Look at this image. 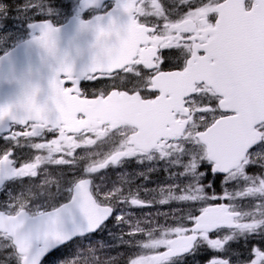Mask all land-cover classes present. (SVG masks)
Instances as JSON below:
<instances>
[{
  "label": "snow or ice",
  "instance_id": "snow-or-ice-1",
  "mask_svg": "<svg viewBox=\"0 0 264 264\" xmlns=\"http://www.w3.org/2000/svg\"><path fill=\"white\" fill-rule=\"evenodd\" d=\"M9 7L0 0V16ZM12 7L51 75L0 101V264H115L110 223L135 250L126 264H186L205 249L207 264H264V0H81L96 13L77 17L93 37L82 72L50 0ZM132 163L166 182L108 180Z\"/></svg>",
  "mask_w": 264,
  "mask_h": 264
},
{
  "label": "water",
  "instance_id": "water-1",
  "mask_svg": "<svg viewBox=\"0 0 264 264\" xmlns=\"http://www.w3.org/2000/svg\"><path fill=\"white\" fill-rule=\"evenodd\" d=\"M60 31V47L70 54L75 63V71L84 63L91 66L93 50L91 44L93 37L90 33H78V20L71 18L66 24L57 27ZM32 39L18 44L14 49L0 57V101H4L20 89L17 80L39 81L47 85L51 69L41 59V50L31 43Z\"/></svg>",
  "mask_w": 264,
  "mask_h": 264
},
{
  "label": "flooded vegetation",
  "instance_id": "flooded-vegetation-1",
  "mask_svg": "<svg viewBox=\"0 0 264 264\" xmlns=\"http://www.w3.org/2000/svg\"><path fill=\"white\" fill-rule=\"evenodd\" d=\"M115 2H107V9L110 10L113 6H114ZM81 12V9L79 10ZM96 13H94L93 11H83L79 15L81 18L83 19H89L91 17H93ZM27 32V35L29 37L30 33L29 30H25ZM88 64L84 63L83 65H81V67L79 68V71L76 72H82L85 71L87 68ZM91 82H82V85L86 88H88V91L91 92L93 89L91 87H89V84ZM98 83V82H97ZM66 86H70L69 84H66ZM148 165H136L135 163H132L130 165H127L125 169H120L118 171H112L109 173V177L108 180L109 181H118L119 180V174L124 173L125 171L129 174L130 178L133 180V183L135 185H140L142 187H150L153 185V181H159V182H166V174L162 171V169H160V167L158 166V170L155 172H151L148 173V179L145 180L144 177L142 176H137L136 174L139 172H146L147 173V167ZM104 171V170H102ZM40 179V178H37ZM159 179V180H158ZM98 183H100V181H97ZM27 183V181H26ZM11 189L13 190V193H18L22 190L21 186L19 184H12L10 185ZM219 191V188L217 189ZM34 191H36L34 189ZM50 192H55L54 188H48L46 189L43 193H45V195H42V199H47L50 196L53 195H48V193ZM143 195V194H142ZM6 199V197L0 193V202L4 201ZM171 207H174V205L172 206H167V207H161V206H155V207H151V208H144L142 211L143 212H151V213H156L157 211H170ZM137 217H141L142 213L141 211H137ZM161 222H163L162 218H161ZM125 227L124 226V231H125ZM119 228L120 231H116V229ZM127 228V227H126ZM109 231H111L112 233H114V237L109 238L107 237V233H105V237L107 239V244L108 245H120L118 237L121 234V228L117 227L114 224H109ZM106 251V250H105ZM215 254L211 251L208 250H202L196 257H189L186 261V264H207V261L209 258L213 257ZM106 258V257H105ZM112 258H115V264H124L129 257H126L124 254H122V257L120 256H112Z\"/></svg>",
  "mask_w": 264,
  "mask_h": 264
},
{
  "label": "rangeland",
  "instance_id": "rangeland-1",
  "mask_svg": "<svg viewBox=\"0 0 264 264\" xmlns=\"http://www.w3.org/2000/svg\"><path fill=\"white\" fill-rule=\"evenodd\" d=\"M74 1L76 0H50L56 13L53 16L57 19L65 18L67 8L71 7V3H74ZM2 2L10 7L5 15L0 16V53L14 46L27 36V32L24 27L26 26V23H29V19L23 13L19 11L17 13H13L11 5L6 3L4 0H2ZM21 3H24V0L17 1L18 5H21ZM151 183H153V185L148 188H155L158 184H163V182L156 180ZM9 251L10 250H4L0 252V257L2 258L1 261L5 259ZM134 251L135 250L131 248L128 252L131 255Z\"/></svg>",
  "mask_w": 264,
  "mask_h": 264
},
{
  "label": "clouds",
  "instance_id": "clouds-1",
  "mask_svg": "<svg viewBox=\"0 0 264 264\" xmlns=\"http://www.w3.org/2000/svg\"><path fill=\"white\" fill-rule=\"evenodd\" d=\"M42 195H45V193H42ZM48 195H55V192H50V193H48Z\"/></svg>",
  "mask_w": 264,
  "mask_h": 264
}]
</instances>
